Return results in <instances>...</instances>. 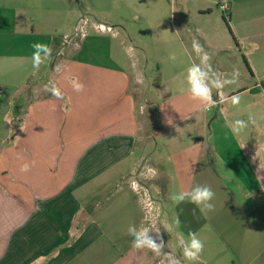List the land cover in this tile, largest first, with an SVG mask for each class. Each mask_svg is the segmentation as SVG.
I'll return each mask as SVG.
<instances>
[{"label": "crops", "instance_id": "obj_1", "mask_svg": "<svg viewBox=\"0 0 264 264\" xmlns=\"http://www.w3.org/2000/svg\"><path fill=\"white\" fill-rule=\"evenodd\" d=\"M228 9L227 25L205 22L188 27L186 38L158 42L177 74L186 73L179 48L199 63L194 38L212 55L216 72L239 73L225 94L240 95V104L219 103L213 90L218 103L211 108L219 111L211 119L186 89L177 92L186 81L173 85L176 94L164 101L153 98L137 53L128 63L108 46L100 60L88 61L74 51L86 47L89 36L80 46L69 35L63 45L71 46L62 53L49 33L60 10L55 0H0V264H71L75 245L87 234L92 239L86 248L101 238L95 250L114 258L107 264H157L151 252L133 249L127 231L147 215L157 219L163 251L182 264H264V0H230ZM91 27L111 39L123 35L104 23ZM33 42L53 50L35 75ZM173 53L175 60L169 59ZM155 65L162 69L159 61ZM50 79L64 99L43 91ZM73 80L84 85L82 92L73 90ZM249 114L256 125L237 137L227 123ZM25 163L30 170L22 172ZM196 185L215 192L214 211L201 213L186 201L155 211L153 191L163 188L171 204L172 195ZM92 188L107 191L100 217L80 206L78 196L88 197ZM91 219L101 222L96 230L87 223ZM189 232L204 242L196 262L182 258L179 240H188Z\"/></svg>", "mask_w": 264, "mask_h": 264}, {"label": "rangeland", "instance_id": "obj_2", "mask_svg": "<svg viewBox=\"0 0 264 264\" xmlns=\"http://www.w3.org/2000/svg\"><path fill=\"white\" fill-rule=\"evenodd\" d=\"M56 3L60 10L56 11L53 16L55 31L49 33L55 35L61 42L59 49L62 53H67L71 46L63 45L65 35H69L73 41L76 40V44H81L80 46L83 45L82 39L89 36L87 46L74 51L75 54L83 53L88 61L100 60V56L106 54L108 46L118 52L122 61L126 60L128 63H132L133 56L137 53L145 63L146 73L151 79L147 82L150 95L158 101H164L168 95L176 94L172 86L185 84L186 75V73L177 74L178 71L166 61L163 52H160L158 44L164 42L165 38L175 41L178 38L188 37V27L192 28L205 22H221L224 25L231 22L230 12H223L219 7L221 3H226L229 7L230 0H55ZM208 12L210 14L203 15ZM95 22L111 25L123 34L122 37L111 39L101 33L97 34L91 27V23ZM181 24L185 30L180 29ZM76 29L77 34L75 35ZM226 30L228 32V29ZM42 31L47 32L49 29L44 28ZM83 33L85 36L82 35ZM227 34L229 37L230 33ZM105 40H108L107 44L110 42V45H107ZM182 55L183 52L179 48V62L183 65L182 69L186 70L191 61ZM155 61L161 63L160 71L157 70ZM185 89H187V84L179 86L177 92ZM218 111V108H209L202 115L213 119ZM164 191L161 188L158 194L154 191L152 194L155 211L159 213H163L165 207L174 208V201L170 204L165 200ZM89 193L90 195L86 198L77 195L81 201L80 206L94 209L95 215L100 217L103 210L101 203H105L107 191L92 188ZM166 193L170 195V190L166 189ZM148 204L146 203L147 209L150 208ZM114 208L116 210V204ZM154 222L156 223L157 219ZM83 223L93 225L96 230L101 222L92 221V219L87 223L81 220L77 222V224ZM72 238L76 240L79 237ZM90 239L92 238H89L87 234L75 245L73 249L75 254L73 253L70 257L71 264H107L114 260L113 257L102 258L95 250L96 247L101 246V238H96L99 243L93 244L94 249L91 246V248H86L90 245L88 242ZM112 243L118 244L116 239ZM118 247L121 248V244ZM64 260L61 259V261Z\"/></svg>", "mask_w": 264, "mask_h": 264}, {"label": "clouds", "instance_id": "obj_3", "mask_svg": "<svg viewBox=\"0 0 264 264\" xmlns=\"http://www.w3.org/2000/svg\"><path fill=\"white\" fill-rule=\"evenodd\" d=\"M199 31V30H197ZM30 47L33 49L31 56L32 67L35 72H38L41 65H44L50 60L52 56V48L41 42H33ZM257 47V46H253ZM192 52L195 54L196 60L190 64L186 69L185 81L187 84V93L191 100L199 102L204 110H208L212 106H216L218 101L213 99V90H215L219 103H230L233 106L239 105L241 102L240 95L227 96L225 94V88L230 85H235L238 82L239 73L233 72L231 76L223 73L216 72L211 65L212 55L205 50L201 43L197 39H193L191 42ZM169 59L175 60V54H171ZM55 72L60 71V64H57L54 69ZM73 90L76 92H82L84 85L80 82L73 80ZM43 91L49 93L56 99H64V93L58 87L54 80H49L47 84L43 86ZM170 120V119H169ZM169 122V121H168ZM256 117L253 114H249L247 119H237L233 122H228L229 127L234 135L237 137L250 125H256ZM22 172L30 170V165L25 163L20 169ZM153 171V175H155ZM215 197V192L207 185H196L190 191L179 192L170 197L174 202H188L196 205L197 209L201 213L206 211H214L215 205L212 203ZM176 223L179 224L177 218ZM128 234L132 237V247L139 252H151L156 259L157 264H182L180 257L173 256L169 252H164V241L160 235V228L152 220L150 215L145 216L141 222L139 228L136 226H129ZM155 233V239L150 233ZM159 240V243L157 242ZM179 244L182 248L183 260L196 262L200 260L201 254L204 251V242L198 238L194 232L188 233V240L180 239Z\"/></svg>", "mask_w": 264, "mask_h": 264}, {"label": "built area", "instance_id": "obj_4", "mask_svg": "<svg viewBox=\"0 0 264 264\" xmlns=\"http://www.w3.org/2000/svg\"><path fill=\"white\" fill-rule=\"evenodd\" d=\"M220 10L223 12H227L228 11V5L226 3H221L219 4ZM101 31H106V32H112L113 29L111 27H104V26H99L98 28ZM135 185V184H134ZM150 206V204H148Z\"/></svg>", "mask_w": 264, "mask_h": 264}]
</instances>
